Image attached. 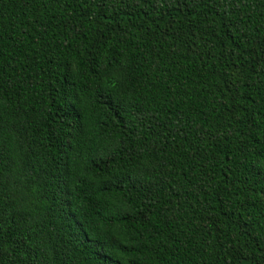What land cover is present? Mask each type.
<instances>
[{
  "label": "trees",
  "instance_id": "trees-1",
  "mask_svg": "<svg viewBox=\"0 0 264 264\" xmlns=\"http://www.w3.org/2000/svg\"><path fill=\"white\" fill-rule=\"evenodd\" d=\"M0 264H264V0H0Z\"/></svg>",
  "mask_w": 264,
  "mask_h": 264
}]
</instances>
